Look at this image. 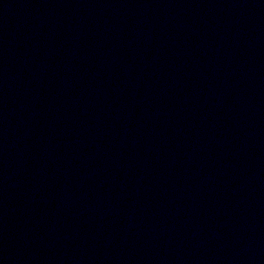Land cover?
Listing matches in <instances>:
<instances>
[{
  "label": "water",
  "instance_id": "water-1",
  "mask_svg": "<svg viewBox=\"0 0 264 264\" xmlns=\"http://www.w3.org/2000/svg\"><path fill=\"white\" fill-rule=\"evenodd\" d=\"M7 264H264V0H168L97 142Z\"/></svg>",
  "mask_w": 264,
  "mask_h": 264
}]
</instances>
